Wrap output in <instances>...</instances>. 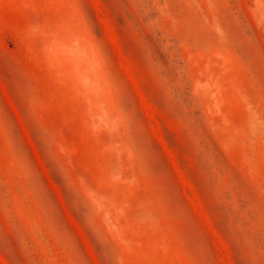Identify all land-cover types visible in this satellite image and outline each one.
I'll list each match as a JSON object with an SVG mask.
<instances>
[{
	"label": "rangeland",
	"instance_id": "1",
	"mask_svg": "<svg viewBox=\"0 0 264 264\" xmlns=\"http://www.w3.org/2000/svg\"><path fill=\"white\" fill-rule=\"evenodd\" d=\"M0 264H264V0H0Z\"/></svg>",
	"mask_w": 264,
	"mask_h": 264
}]
</instances>
